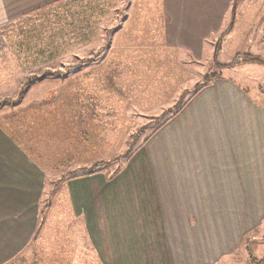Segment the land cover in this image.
Listing matches in <instances>:
<instances>
[{
    "label": "crops",
    "instance_id": "1",
    "mask_svg": "<svg viewBox=\"0 0 264 264\" xmlns=\"http://www.w3.org/2000/svg\"><path fill=\"white\" fill-rule=\"evenodd\" d=\"M61 1L64 8L76 2L0 0V31L19 16ZM113 11L125 13L116 30L127 25L159 32L157 40L182 48L190 59L201 54L203 36L213 42L225 32L227 41L254 19V36L264 42V0H128ZM259 66L239 58L200 87L170 92L168 85L164 94L187 92L186 97L113 171L64 179L59 205L54 191L43 197L47 185L55 189L46 176L88 162L86 142L83 154L72 146L73 137L84 140L81 113L55 111L45 103L11 104L19 109L0 114V264L17 257L29 241L32 254L48 258L45 264H60L56 244L45 236L48 212L35 233L44 206L62 207L65 229L76 232L68 239L74 253L63 264H223L222 259L243 258L247 236L264 223V104L259 90L245 83ZM34 113L36 118L26 120ZM73 152L82 154L79 161L67 155ZM93 154L96 146L90 162Z\"/></svg>",
    "mask_w": 264,
    "mask_h": 264
},
{
    "label": "rangeland",
    "instance_id": "2",
    "mask_svg": "<svg viewBox=\"0 0 264 264\" xmlns=\"http://www.w3.org/2000/svg\"><path fill=\"white\" fill-rule=\"evenodd\" d=\"M127 2L128 0L75 2L69 8H60L57 10L59 12L51 11L58 13L54 16L46 15L48 12L43 11V15L34 18L35 21L23 19L24 14L3 26L0 31V114L19 109L11 105L16 101H21L18 107L24 103L37 104L39 107L38 104L45 103L50 107L55 106V111H64L66 108L71 109L74 114L81 113L78 121L82 126L81 135L84 140L73 137L72 146L76 150L80 148L83 154L86 142V147L89 148L88 153L86 152L88 162L72 163L77 166L65 165V162L59 174L48 173L46 184L50 183V187L55 186V189L49 190L47 185L43 197L47 200L54 191L57 205L59 186L64 179L85 173L89 166L99 161H111L105 169L113 171L116 164L141 145L153 129L179 105L180 98H185L184 93L187 92L182 96L164 94L168 85L170 92L177 90L178 86L189 91L197 83L196 87H200L211 81L210 77L220 75L223 68L214 64L215 46L220 37V49L216 56L218 64L229 63L240 52H250L264 58V42H257V36L253 33L255 19L245 27L243 23L244 29L234 31L227 41H222L225 32L217 34L213 42L203 36L198 47L201 54L190 56L191 60L187 56L189 53L182 48H170L165 42L157 40L159 32L134 31L127 25L116 30L125 13L115 16L113 9H123ZM255 16L258 18V15ZM202 35L200 33L199 38ZM180 58H183L184 63ZM227 71L231 69L227 68ZM28 75H36L39 79L22 88L24 93L18 97L22 80ZM246 80L245 83L259 90L257 99L264 104V64H260L259 71L251 72ZM148 91L155 94H147ZM48 106L41 109L48 110ZM161 106L163 109L159 110ZM38 111L40 110L35 112ZM25 113L32 114L31 111ZM43 114L48 116L47 111ZM42 115L38 118L41 119ZM36 117L37 114L34 113L26 120ZM95 146L98 154H93L96 158L90 162ZM55 148H58L57 144ZM82 154L73 152L67 155H71L73 161H79ZM62 166H57L56 171ZM47 212L49 219L45 236L56 244L55 249L60 252L59 263L63 264V261H68L69 254L74 253V242L70 241L69 244L68 239L70 235L75 237L76 232L69 228L71 225L68 222L66 227L70 230L65 229L62 207H53ZM252 236L256 240L249 242L251 251L255 257L261 258L264 256V223L256 233L247 236L246 242ZM47 238L42 242H46ZM33 246L29 241L17 257L1 264H34V260L35 264H41V260L45 264L48 258L32 254ZM62 247L65 251L61 250ZM242 254V260L231 259L230 263H225L228 259H222L219 263L252 264L248 262L249 254H245L243 250Z\"/></svg>",
    "mask_w": 264,
    "mask_h": 264
},
{
    "label": "trees",
    "instance_id": "3",
    "mask_svg": "<svg viewBox=\"0 0 264 264\" xmlns=\"http://www.w3.org/2000/svg\"><path fill=\"white\" fill-rule=\"evenodd\" d=\"M78 2V0H72V2ZM83 1V0H81ZM60 8H63V2H59V3H56V4H53L52 6H45L43 8H39L37 10H34L33 12L31 13H28L24 16L23 19H30L31 21H35L34 18H36L37 16H41L43 15V11H46L48 12L46 15L48 14H52L54 16V14H58V13H51V11H57V10H60ZM59 12V11H57ZM221 39V37H220ZM220 39L218 40L217 42V45L215 46V54H214V64H216L217 66L220 65L218 64V62H216V56H217V53L220 49ZM241 58L242 61H246V62H253V63H259V64H264V58L260 57V56H257V55H253V54H249V53H245V54H242L241 56H236L231 62L227 63V64H222L220 65L221 68H224V67H229V66H232V65H235L237 62H238V59ZM41 72V70H38ZM40 72H37V73H40ZM33 73V72H31ZM35 74V73H34ZM213 77V76H212ZM39 77L36 76V75H31V76H26L24 77V79L22 80V86H21V90L19 92V96L18 97H21L22 94L24 93L22 88H26L28 87L32 82L38 80ZM213 78H209V80H211ZM4 101V100H3ZM17 102V101H16ZM111 161H99V162H96L94 164H92L91 166H89L87 169H86V172L85 174H91V173H94L96 171H102L105 169V167L110 163ZM84 175V174H83ZM74 176H77V175H74ZM73 177V176H71ZM46 212H47V207L44 206V208L41 209L40 211V215H39V223H38V227H37V230L35 233H38L41 225L44 223L45 221V218H46ZM246 248H247V252L249 254V263H252V264H264V256L261 257V258H257L254 256V254L252 253L251 251V248L249 246V241L247 242V245H246Z\"/></svg>",
    "mask_w": 264,
    "mask_h": 264
}]
</instances>
